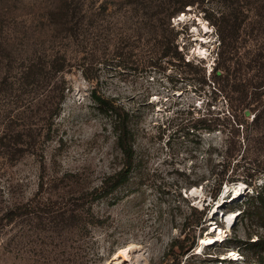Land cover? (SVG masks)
Listing matches in <instances>:
<instances>
[{
    "label": "rangeland",
    "instance_id": "1",
    "mask_svg": "<svg viewBox=\"0 0 264 264\" xmlns=\"http://www.w3.org/2000/svg\"><path fill=\"white\" fill-rule=\"evenodd\" d=\"M193 1L167 18L157 6L182 0H0V264L264 260L245 176L216 201L209 183L187 186L224 137L206 127H227L228 97L237 99L231 80L222 87L208 73L219 30L229 26V77L258 83L264 0ZM174 46L206 71L180 74ZM95 96L127 111L133 130V169L116 188L110 176L125 160ZM207 204L201 230L191 229Z\"/></svg>",
    "mask_w": 264,
    "mask_h": 264
},
{
    "label": "trees",
    "instance_id": "2",
    "mask_svg": "<svg viewBox=\"0 0 264 264\" xmlns=\"http://www.w3.org/2000/svg\"><path fill=\"white\" fill-rule=\"evenodd\" d=\"M193 3V0H182L180 7L173 11H168L162 5L157 7H162V12H166L165 16L170 18L182 11L184 7ZM231 29L233 35L235 34V30H238L237 28L235 29L234 23L233 25L231 24ZM219 31V51L216 54V61H218L208 73L209 76L212 75V78L217 81L219 86H222L219 83L231 80L229 82L230 85H228V93L231 96L236 95L237 99L228 97L227 111L230 116H228L229 122L227 127H223L222 130L212 126L206 127L208 133L218 132L219 134H224V137L221 138L218 145L214 143L208 145L205 154L202 156L206 165L205 173L199 177L197 176L187 186H200L202 183H209V199L216 201L221 193L223 184L235 182L241 176H245L242 180L254 187L252 195L247 197L248 202H250L247 212L251 211L257 219L258 227L264 229V189L259 188V185L256 186L258 177H264V61L261 60L259 71L257 69L260 78L258 83L248 85L244 83L242 75H235L230 78L229 74L231 70L229 65L222 66L224 56L226 55L225 49L228 47L227 36L229 34L226 35V33L227 31L229 32V26L228 30L225 27ZM174 47L175 52L172 59L178 61V67L181 69L179 71L180 74L191 79L190 74H192L193 69H197L199 65L203 64V61H197V64H194L193 61L185 60V57L176 51V46ZM168 56L167 53L164 54V57ZM256 62L257 59L254 63ZM199 68L206 71L205 66H200ZM234 72L238 73L237 70H234ZM250 86H253L251 91L249 90ZM94 98V101L101 108L100 110H103L102 106L106 105L105 109L109 110L112 115L116 145L125 160L123 168L114 171L110 176L112 180H115L113 188H116L128 180L133 169L135 149L129 113L123 111L120 106L115 105L114 100L105 102L100 97L95 96ZM224 128L227 131H224ZM246 163H248V167L245 166ZM239 168H242L240 172H238ZM239 173L242 175H239ZM207 206L208 204L200 210L199 219L189 224L191 229L201 230L205 222V209H207ZM194 210L196 211V209ZM247 212L244 209L241 214H246ZM183 232L184 229L180 233L183 234ZM254 235L256 236V240L253 241L255 245L260 246L264 244V237L258 234ZM250 238H252V235ZM195 244L196 242H192L189 248L186 247L185 252L192 249ZM207 261L209 260L203 259L200 263H207ZM218 261L221 262L222 260ZM258 263L262 264L264 260L260 259Z\"/></svg>",
    "mask_w": 264,
    "mask_h": 264
},
{
    "label": "bare ground",
    "instance_id": "3",
    "mask_svg": "<svg viewBox=\"0 0 264 264\" xmlns=\"http://www.w3.org/2000/svg\"><path fill=\"white\" fill-rule=\"evenodd\" d=\"M225 188H226V187H225ZM230 221H231V220H230ZM208 241L211 243V242L213 241V238H209ZM126 253H127V252H126ZM120 255L124 256V257L122 258L123 261H127V258H126L127 256L125 257V250L120 251ZM120 255H119V256H120ZM119 256H118V257H119ZM122 259H121V260H122ZM118 260H119V259H118ZM116 261H117V260H116ZM117 262H118V261H117Z\"/></svg>",
    "mask_w": 264,
    "mask_h": 264
}]
</instances>
